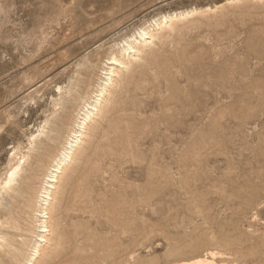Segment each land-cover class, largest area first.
<instances>
[{
    "label": "rangeland",
    "instance_id": "obj_1",
    "mask_svg": "<svg viewBox=\"0 0 264 264\" xmlns=\"http://www.w3.org/2000/svg\"><path fill=\"white\" fill-rule=\"evenodd\" d=\"M195 8L119 77L35 264H208L212 253L264 264L263 0H0V178L30 173L21 154L38 137L30 162L41 157L40 133L56 125L45 119L59 87L84 80L82 61L98 66L141 27ZM61 49L66 60H52ZM20 201L0 189V226L17 243L31 228Z\"/></svg>",
    "mask_w": 264,
    "mask_h": 264
},
{
    "label": "bare ground",
    "instance_id": "obj_2",
    "mask_svg": "<svg viewBox=\"0 0 264 264\" xmlns=\"http://www.w3.org/2000/svg\"><path fill=\"white\" fill-rule=\"evenodd\" d=\"M199 10L203 11L202 9ZM204 11L206 12V10ZM196 13L197 8L164 14L148 25L141 27L136 33L129 35L121 44L111 46L104 55V58L99 60L100 63L98 66L93 64L89 59L82 61L81 65L86 68L83 77L84 80L70 83L65 89L59 87L60 99L57 100L55 110L51 117L47 116V119H45L47 124L56 122V125L54 127H48L49 132L44 131L40 133L47 140L45 148L40 154L41 157L34 163L30 162L34 149L41 148V139L36 137L34 139V146L31 144L33 142L32 140L31 145L29 144L30 147L28 146V150L21 154L24 163L28 164L30 173L23 175V172L25 170L27 171V169H23L22 165H20V169L9 167L11 170H8L9 172L4 178H0V189H3L13 199L21 198L20 205L22 211L24 210L29 214L31 222L29 237L20 243H17L8 234L5 226H0L1 256L15 259L16 264H35L37 258L39 256L42 257V254H44L45 249L51 242L53 233H55L53 232L55 228L53 226L56 225H53L52 211L54 210L53 212H55V209L60 207L58 193L60 192L63 177L67 173L70 176L72 172H76L82 166L81 159L76 160L75 156L78 151H81L83 145L89 142L88 137L93 132L91 130L95 129L94 123H96L100 116H103L102 114L105 113L104 108L108 107V104L111 102L112 99L110 100L109 95L120 81L119 77L131 71V64L143 57L141 56L142 53H145V49L148 50V47L154 43V39L163 30L174 28L178 24L180 25L182 21H186L190 16H195ZM65 52L67 51L63 49L56 56H50V58L54 60L57 57V60L62 61L68 55ZM50 58L48 60L46 59V62H51L52 60ZM115 88L118 89L117 87ZM66 102L70 103L69 107L65 105ZM65 111L68 112L65 113ZM62 112L65 115H62ZM33 168L40 172V181L36 186L33 183L37 178V172L32 173ZM20 184H23V187H20ZM17 252L19 258L16 256ZM45 255L47 254L45 253ZM210 257L212 259H208V264H216L214 261V253ZM0 264L5 263L0 260ZM197 264L207 263L205 260H200Z\"/></svg>",
    "mask_w": 264,
    "mask_h": 264
}]
</instances>
